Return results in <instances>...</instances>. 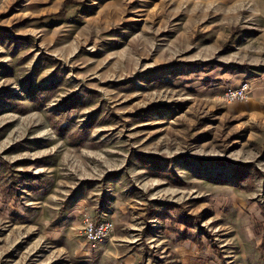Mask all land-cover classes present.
Masks as SVG:
<instances>
[{
  "label": "rangeland",
  "instance_id": "rangeland-1",
  "mask_svg": "<svg viewBox=\"0 0 264 264\" xmlns=\"http://www.w3.org/2000/svg\"><path fill=\"white\" fill-rule=\"evenodd\" d=\"M0 264H264V0H0Z\"/></svg>",
  "mask_w": 264,
  "mask_h": 264
},
{
  "label": "built area",
  "instance_id": "built-area-1",
  "mask_svg": "<svg viewBox=\"0 0 264 264\" xmlns=\"http://www.w3.org/2000/svg\"><path fill=\"white\" fill-rule=\"evenodd\" d=\"M250 85L242 82L237 87L227 88L223 91L222 98L227 102L247 99L250 95ZM113 230L112 222L108 220L96 222L88 214L82 219V232L89 242L96 244L106 239Z\"/></svg>",
  "mask_w": 264,
  "mask_h": 264
}]
</instances>
